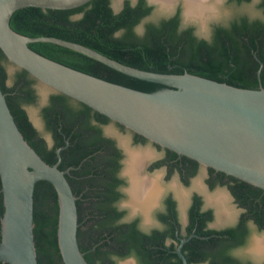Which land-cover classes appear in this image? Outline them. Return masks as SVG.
I'll use <instances>...</instances> for the list:
<instances>
[{
    "label": "trees",
    "instance_id": "1",
    "mask_svg": "<svg viewBox=\"0 0 264 264\" xmlns=\"http://www.w3.org/2000/svg\"><path fill=\"white\" fill-rule=\"evenodd\" d=\"M251 1L229 0V3L241 5ZM257 8L264 14V0ZM154 9L147 0L136 3L125 0L119 11H115L112 0H91L72 9L24 7L15 11L11 26L31 37L56 36L74 41L145 70L189 72L242 88L264 86V18L250 19L245 14H235L227 24L215 25L211 38L207 39L196 34L194 25L182 26L181 7L172 16L146 20ZM141 23L144 28L139 33L137 27ZM30 47L67 66L140 91L154 92L165 87L125 74L59 44L38 41L30 43ZM10 64L0 48V86L26 140L50 164L58 162L57 149L69 140L68 147L61 152L59 167L62 170L73 167L66 175L74 193L80 196L77 200L78 239L88 262L118 264V260L134 256L138 264H183L176 252L177 245L165 243L167 235L175 237L174 201L168 200L170 209L161 215L168 225L164 230L145 233L139 228L137 219L123 221L126 212L119 208L118 202L123 197L119 188L125 183L119 176L124 155L116 140L106 136L103 129L111 119L63 93L52 92L41 108L45 129L53 137L54 143L49 147L26 109L27 105L39 101V81L19 67L11 75ZM135 139L148 140L137 133ZM167 150L173 157L178 156ZM185 157L188 159L184 160L195 164L193 175L199 163ZM219 174L222 182L226 174ZM229 181L230 191L243 208L241 218L235 226L208 228L207 222L213 220V212L200 211L202 201L196 195L189 227V234L195 233V236L183 246L189 264H254L234 252L247 243L250 220L264 229V190L233 176ZM1 189L0 176V243L5 211ZM59 214L55 186L46 180L39 181L34 194V233L40 264H65L58 243ZM0 264L4 263L0 261Z\"/></svg>",
    "mask_w": 264,
    "mask_h": 264
},
{
    "label": "water",
    "instance_id": "2",
    "mask_svg": "<svg viewBox=\"0 0 264 264\" xmlns=\"http://www.w3.org/2000/svg\"><path fill=\"white\" fill-rule=\"evenodd\" d=\"M89 1L0 0V48L13 65L27 70L38 79V93L43 99L48 92L63 93L107 116L111 124L119 123L159 146L264 190L262 84L257 89L242 88L189 72L145 70L74 41L56 36L31 37L11 26L15 11L24 7L72 9ZM132 1L135 3L137 0ZM180 1L184 24L191 21L199 24L202 30L209 18L217 16L223 2L220 0L216 7L201 15H188L186 0H173L169 5L148 0L149 4L155 5L158 13L168 16ZM198 35L202 37L200 32ZM38 41L62 45L125 74L165 87L144 92L85 73L36 52L30 43ZM107 131L109 134V129ZM116 137L119 146L126 152L127 164L131 142L127 137ZM123 140L127 141V146ZM68 145L69 140L66 141ZM66 146L57 150V163L45 161L26 140L0 86V176L5 206L0 261L4 264H40L34 233V194L36 184L41 180L52 183L59 195L58 243L64 263L90 264L78 239L77 200L80 196H76L66 175L73 167L67 170L59 167L61 152ZM153 206L147 211L133 210H140L147 216ZM258 239H264V234L261 237L253 235L248 252L256 259H264V251L257 247ZM187 240L181 239L176 250L183 264H189L183 253V244ZM133 261L128 259L121 264Z\"/></svg>",
    "mask_w": 264,
    "mask_h": 264
},
{
    "label": "flooded vegetation",
    "instance_id": "3",
    "mask_svg": "<svg viewBox=\"0 0 264 264\" xmlns=\"http://www.w3.org/2000/svg\"><path fill=\"white\" fill-rule=\"evenodd\" d=\"M260 1L261 0H259V2ZM112 3H113V0H112ZM180 6H181V17H182V24H183L182 26L194 25L196 27V30H195L196 34L198 35V32H200L201 34V31H200L201 28L198 27L199 25L197 24L195 25V23L184 24L185 22H184V17H183V7L182 5ZM178 7H175L171 15L169 16L174 15ZM152 14H156L157 17L158 15H160L158 19L162 17H169L167 14L162 13V12L158 14L156 7ZM238 14L239 15L245 14L250 19L257 18L256 16H254V14L245 12L244 9ZM231 15L226 14V15H222L219 18L208 20L205 29H203V32L205 34L202 35V37L210 39L213 34L214 26L218 24H222V25L227 24L228 20L232 17ZM10 66L14 68H18V67L13 66V64H10ZM48 99L49 97L46 98L45 100L46 104L48 102ZM42 102H44V99L40 96L37 104H40ZM46 104H44L43 107ZM32 123L34 124L33 121ZM111 123L112 122L103 126L104 133L106 136L115 139L119 146L118 138L115 136V134L110 133V132L109 134L107 133L108 132L107 126ZM113 124H116V123H113ZM34 126L45 137V133L42 130H40L39 127H37L35 124ZM125 131L130 134V137H131L130 142L132 143L131 145L136 146V147L135 148L131 147V149H128L129 159L126 164L125 162L126 152L123 148L119 146V148L122 150L123 155H124L122 158V168L119 172V176L120 178L124 179L125 183L121 185L119 188V190L123 193V197L118 202L119 208L125 210L126 212L125 217L123 218V221L132 222L137 219L139 228L145 233H151L152 230L154 229L164 230L168 225L165 221L161 219V215L168 213V210L170 209L168 200L171 199L172 201L175 202L174 208L176 210V215L173 221V225L175 227V237L167 235L165 237V243L167 245H170L171 243H175L178 249L181 243V239H188L185 242L187 243L192 237L195 236V233L189 234V227L191 225L190 212L192 210V206L195 203V196L197 195L201 198V201H202V203L199 204L200 211L205 212L208 210H212L213 212V220L207 222L208 228L224 229V228L235 226L238 224L241 218V214L243 212V208L239 206L238 202L236 201V198L233 196L232 192L230 191L228 187V183L230 182L229 180H231L230 175L226 174V176L222 178V182H221L220 181L221 175L219 174V171L210 172L211 171L210 167L203 166L200 163L197 165L195 173L192 175L195 164L193 162H190L189 160L188 161L184 160V158H186L184 155L177 154L178 156L173 157V154L168 152L167 148L159 146L158 144L153 143L150 140H145V141L136 140L134 132L128 129ZM51 138H52V141L46 138V141L49 147H51L54 143L52 135H51ZM123 143L127 146L126 140H123ZM149 145H151L152 147H150ZM64 146H66V144ZM67 147L68 146H66V148ZM130 151H142V152L147 151L150 153V156L147 159H145L144 161L145 163H143L144 167L143 165H141L142 168H141L140 176L142 177L148 176L150 178H156L158 181L159 187H158L157 196L155 198L154 206L152 207L149 215L147 216L140 210L134 212L133 210L134 207L131 204V201L133 200V194H132L133 179H132L131 174L128 172V166H129V161H130ZM125 172L127 174H125ZM131 182H132V185H131ZM212 183H215L213 187H211ZM129 190L131 192V201H130ZM219 193L225 194L227 202L233 201L237 209L240 210V214L235 210L231 211V209L229 210L230 214L228 216L224 214L225 204L223 207L222 205L218 204L215 200L216 196ZM125 198H126L125 202L121 203V201ZM233 208L235 209L234 206ZM136 209H140V208H136ZM248 228L250 232L247 238V243L243 246L244 248L240 247L236 249L234 254L238 257H241L242 259L251 260L254 264H263L264 259L262 258L256 259L254 255L248 252V249H249V245L252 242L253 235H255V232L256 231L261 232V231H264V229L263 230L259 229L253 220H250L248 222ZM240 249H244V251L242 250L241 252ZM237 250H239V252ZM131 258L134 259V264H138L137 259L134 256L120 259L118 260V264H121L123 262L122 260H128ZM129 263L130 262H127L126 264H129Z\"/></svg>",
    "mask_w": 264,
    "mask_h": 264
},
{
    "label": "bare ground",
    "instance_id": "4",
    "mask_svg": "<svg viewBox=\"0 0 264 264\" xmlns=\"http://www.w3.org/2000/svg\"><path fill=\"white\" fill-rule=\"evenodd\" d=\"M158 2L169 5L173 0H157ZM187 1V14L188 15H201L204 11H208L216 7V4L220 0H186ZM150 156L149 152L142 151H130V161L128 166V172L133 179V200L131 204L134 208H140L147 211L151 205L154 204L155 198L158 193V181L156 178H150L148 176H140L141 168L145 161ZM142 177V178H141ZM216 202L224 207L226 202V196L224 193H219L216 198ZM226 207V205H225ZM224 209V208H223ZM227 216L230 214L228 209H225ZM257 247L264 251V239H258Z\"/></svg>",
    "mask_w": 264,
    "mask_h": 264
},
{
    "label": "rangeland",
    "instance_id": "5",
    "mask_svg": "<svg viewBox=\"0 0 264 264\" xmlns=\"http://www.w3.org/2000/svg\"><path fill=\"white\" fill-rule=\"evenodd\" d=\"M124 1L125 0H113V7H115V9L117 10V9H121L122 8V6H123V3H124ZM259 2V0H252V2L251 3H243V4H241L242 6H240V5H237V4H235V3H229V1L228 0H223V2H222V6H221V9H220V11H219V13L217 14V16H213V17H211V18H209V20L210 19H215V18H219V17H221L222 15H226V14H232L231 16H233V15H235V14H238L239 12H241V11H243V9H244V11L245 12H249V13H251V14H254V16H256V17H261V18H264V14H263V12H262V10H260V9H258L257 8V6H255V5H257V3ZM178 5H179V7H181L180 5H182V1H180V2H178L177 3V5H176V7H178ZM155 6V5H154ZM156 12V11H155ZM159 14V13H158ZM160 15H158V17H159ZM230 16V17H231ZM158 17L156 16V14H152L151 16H149L146 20H157L158 19ZM208 22V21H207ZM189 23H194V22H189ZM197 23H195V25H196ZM197 25H199V24H197ZM200 27V26H199ZM143 28H144V23H141L138 27H137V31L139 32V33H142L143 32ZM200 30V29H199ZM201 31V35H204L205 33L203 32V30L201 29L200 30ZM9 72H10V74L12 75V74H14L15 73V68L14 67H12V66H10L9 67ZM11 80H12V78L11 79H9V84L11 83ZM52 92H48L47 94H46V97H45V99H44V102H42V103H40V104H34V105H27L26 106V109H27V111H28V113H29V116H32V121L34 122V124L37 126V127H39V129L40 130H42L44 133H45V137L48 139V140H50V141H52V138H51V135H50V133L48 132V131H46V129H45V125H44V122H43V118H42V115H41V108L43 107V105L44 104H46L45 103V100H46V98H48L49 97V95L51 94ZM107 129H109V132L110 133H114L115 134V136H118V137H127L129 140H130V134L129 133H127L126 131H124V130H122L121 128H119L116 124H109L108 126H107ZM131 141V140H130ZM132 144V143H131ZM150 147H152L151 145H149ZM131 147L132 148H135L136 146H133V145H131ZM125 200H126V198L125 199H123L122 201H121V203H124L125 202ZM225 205H226V207H225V209H228V210H230L231 209V211H233V210H235V211H237L239 214H240V210H238L237 209V207H236V205L233 203V201H226V203H225ZM233 206L235 207V209L233 208ZM264 234V231H261V232H258V231H256L255 232V235H258V236H262ZM244 248V247H243ZM241 250V252H242V250L244 251V249H240ZM238 252H239V250H237ZM132 259V258H131ZM134 260V259H133ZM123 262L124 261H128V260H122ZM122 262V263H123ZM129 264H134V261H133V263H129Z\"/></svg>",
    "mask_w": 264,
    "mask_h": 264
}]
</instances>
